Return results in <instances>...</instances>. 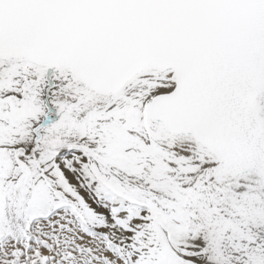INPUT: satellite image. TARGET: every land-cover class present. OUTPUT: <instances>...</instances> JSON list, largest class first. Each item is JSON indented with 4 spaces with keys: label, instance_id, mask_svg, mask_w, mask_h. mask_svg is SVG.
I'll use <instances>...</instances> for the list:
<instances>
[{
    "label": "snow or ice",
    "instance_id": "1",
    "mask_svg": "<svg viewBox=\"0 0 264 264\" xmlns=\"http://www.w3.org/2000/svg\"><path fill=\"white\" fill-rule=\"evenodd\" d=\"M0 264H264V0H0Z\"/></svg>",
    "mask_w": 264,
    "mask_h": 264
}]
</instances>
